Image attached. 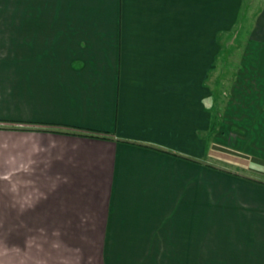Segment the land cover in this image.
Returning a JSON list of instances; mask_svg holds the SVG:
<instances>
[{
	"label": "crops",
	"instance_id": "crops-1",
	"mask_svg": "<svg viewBox=\"0 0 264 264\" xmlns=\"http://www.w3.org/2000/svg\"><path fill=\"white\" fill-rule=\"evenodd\" d=\"M242 4L0 0V264H85L123 242L108 238H137L127 253L160 252L176 225L205 247L207 182L188 191L176 223L175 159L235 186L237 243L264 230V181L175 156V59L200 60L175 56V43L217 44ZM252 29L235 87L264 76V7ZM250 117L249 138L229 145L258 156L264 130Z\"/></svg>",
	"mask_w": 264,
	"mask_h": 264
},
{
	"label": "rangeland",
	"instance_id": "rangeland-1",
	"mask_svg": "<svg viewBox=\"0 0 264 264\" xmlns=\"http://www.w3.org/2000/svg\"><path fill=\"white\" fill-rule=\"evenodd\" d=\"M249 1L243 0L239 16L232 26L217 33L214 40L217 44L189 46L184 41L175 43L182 45L175 46V56L200 59H175V151L194 160H200L204 155V141L197 137L196 130L206 128L208 121L220 123L214 140H221L214 143V149L211 148L206 154L209 163L264 181V147L260 149L254 145L258 149L255 153L259 152V155L255 156L248 154L249 150L240 151V148L229 145L236 142L237 138L241 140L249 138L247 132L253 118L251 115L254 116L256 126L261 123L258 129L262 133L264 130V76L254 80L243 77V84L240 81L236 87L234 85L237 71L243 66L242 54L248 50L245 40L253 32L255 9L261 11L264 7V0H253L251 4ZM216 51V60L212 62L201 60L204 56L208 57L210 52L212 55ZM211 102L214 107L209 114L204 107L208 108ZM260 142L264 144V140ZM203 168L175 159V190L172 197H175L177 205L175 210L177 223L178 216L179 218L181 216L177 210L178 208L186 210L190 189L193 190L200 179L206 180L207 184L204 186L207 189L206 196L202 197V201H210L209 224L205 229V236L197 238L207 242L205 247L195 243L194 238L192 244L188 243L190 238L187 237L186 230L181 226L177 228L176 225L175 243L163 245L160 243L161 238L158 239L160 252L155 251L156 244H151L153 250L150 252L127 253L136 244L129 243L128 239L137 238H108L122 239L123 242L110 243L107 253L87 254L85 264H264L263 228L257 229L255 231L257 234L248 237L245 243H237V240L242 239L235 235V216L229 212L230 208L236 209L235 205L229 204L230 196L235 194L233 189L235 186L215 177L213 169ZM170 199L171 197L167 198V203L171 202ZM237 244L240 248H246V253L241 252ZM164 247L169 250L161 251ZM201 248H205V251ZM252 248H255V251H252Z\"/></svg>",
	"mask_w": 264,
	"mask_h": 264
},
{
	"label": "trees",
	"instance_id": "trees-1",
	"mask_svg": "<svg viewBox=\"0 0 264 264\" xmlns=\"http://www.w3.org/2000/svg\"><path fill=\"white\" fill-rule=\"evenodd\" d=\"M214 69V68H213ZM211 69V70H213ZM216 70V69H215ZM214 70V71H215ZM212 101V97L210 99ZM213 102H211V105L206 108L204 107V110L209 112V114H211V110L213 109L214 105L212 104ZM216 105H220V104H216ZM219 107V106H218ZM220 108V107H219ZM212 117V115H210ZM220 116V115H219ZM220 123H212L211 121L208 123V126L206 128H203V129H197L196 130V135L197 137L204 141V155H203V158H201L200 160H194L193 158L189 157V156H186V155H181L179 154L178 152L175 151V156L176 157H181V158H185V159H188V160H193V161H197V162H205L207 166H211L212 164L209 163L208 159H207V156L206 154L208 153L209 150H211V148L214 149L213 146L214 143L216 144L217 142L214 140V136L217 134V132L219 131L220 129ZM66 133H70V132H66ZM71 134H78V135H82V136H89V137H98V138H107L103 136H99L98 134H84V133H71ZM218 145V144H217ZM212 149V150H213ZM202 163V162H201Z\"/></svg>",
	"mask_w": 264,
	"mask_h": 264
}]
</instances>
